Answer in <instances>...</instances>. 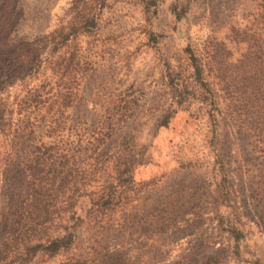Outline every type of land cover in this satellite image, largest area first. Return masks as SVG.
Wrapping results in <instances>:
<instances>
[{"label":"rangeland","instance_id":"374dc122","mask_svg":"<svg viewBox=\"0 0 264 264\" xmlns=\"http://www.w3.org/2000/svg\"><path fill=\"white\" fill-rule=\"evenodd\" d=\"M143 2L0 0V80L11 76L2 64L14 45L41 49L40 66L0 87V99L15 122L19 99L46 86L48 114L62 125L36 134L67 155L70 181L53 205L75 214L72 245L26 264H264V0ZM62 28L72 35L52 52L45 37ZM209 40L223 71L206 70L207 92L192 81L185 49L205 58ZM168 71L182 72L186 108L174 104ZM8 133L0 243L20 175Z\"/></svg>","mask_w":264,"mask_h":264},{"label":"trees","instance_id":"16d2710c","mask_svg":"<svg viewBox=\"0 0 264 264\" xmlns=\"http://www.w3.org/2000/svg\"><path fill=\"white\" fill-rule=\"evenodd\" d=\"M105 1V0H98ZM146 8L155 5L156 0H143ZM88 20L82 22L83 29L88 28ZM72 30L65 32L62 28L59 33H53L45 37V47H52V52L63 46L72 35ZM60 39L56 42V36ZM245 41V40H244ZM210 40L205 46V58L197 56L190 47L185 49L188 55V67L191 69L192 81L204 91H207V81L204 75L207 72H217L222 75V55L216 45H211ZM41 49L28 43L14 45L6 55V69L10 77L0 80V87H9L14 83V77L19 73V80L27 75V68H38L41 64ZM250 64L258 66L262 60V53L255 51L249 57ZM3 69V68H1ZM169 86L172 91L174 104L180 108H186L188 90L182 72L168 71ZM250 78H253L251 76ZM255 88V86H254ZM3 88H0V94ZM46 86H37L27 90L26 94L17 103L19 117L12 120L13 109L0 99V132L7 130L12 137L19 142V184L14 185L13 203L9 209V224L6 228L4 240L0 243V264H11L18 261L30 263L38 254L55 256L68 249L74 239L72 226L68 224L75 219L74 213L67 210L56 209L53 205L56 192L63 193L70 179L63 174L66 154L64 149L55 147L54 144L44 143L37 136L36 129L52 132L55 126L60 127L59 118L55 119L51 112L52 102L49 92H44ZM61 107L65 108V98L61 99ZM44 112L42 116L40 112ZM49 113V114H48ZM63 117V113H60ZM113 130L104 134L112 136ZM103 135V134H102ZM97 141V139H96ZM92 144V143H91ZM90 144V145H91ZM94 145V144H93ZM98 154V152H94ZM58 164V170L55 164ZM127 165L119 171V177L131 173ZM57 174L58 186L55 188V175ZM90 174V173H89ZM88 174V175H89ZM13 191V192H14ZM109 198V197H108ZM69 213V214H68ZM71 213V214H70ZM235 216V220H239ZM78 220V218H77ZM60 229L58 236H52L51 230ZM238 239V235H235Z\"/></svg>","mask_w":264,"mask_h":264}]
</instances>
